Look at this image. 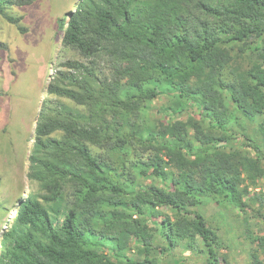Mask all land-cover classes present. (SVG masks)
Returning a JSON list of instances; mask_svg holds the SVG:
<instances>
[{
    "label": "trees",
    "instance_id": "obj_1",
    "mask_svg": "<svg viewBox=\"0 0 264 264\" xmlns=\"http://www.w3.org/2000/svg\"><path fill=\"white\" fill-rule=\"evenodd\" d=\"M35 1L0 0V16L25 32L8 10ZM66 14L61 44L81 60L46 86L36 189L18 200L0 264H158L156 249L198 239L218 264L219 236L193 208L211 198L242 211L262 196L250 193L264 180V0H79ZM162 87L178 90L149 120ZM252 242L264 264V236Z\"/></svg>",
    "mask_w": 264,
    "mask_h": 264
},
{
    "label": "rangeland",
    "instance_id": "obj_2",
    "mask_svg": "<svg viewBox=\"0 0 264 264\" xmlns=\"http://www.w3.org/2000/svg\"><path fill=\"white\" fill-rule=\"evenodd\" d=\"M78 1L36 0L30 5L10 8V14L22 16L20 24L26 27L25 32H20L0 16V42L7 45L6 50L0 49V250L18 200L36 189V184L28 177L29 156L41 102L48 96L46 86L60 62L81 60L77 51L62 46L63 31L58 25L60 19H68L66 13L75 10ZM161 89L165 93L149 103V120L156 118L159 106L173 102L172 95L178 90L177 87ZM188 112L194 118L200 117L194 105ZM187 115L186 112L176 114L182 119ZM145 181L161 184L154 178ZM251 190L250 194L256 191L262 196L242 211L228 204L218 205L211 198L193 208L204 216L219 236L218 264H253L256 242H252V237L264 236V180ZM158 211L172 215L165 206L159 207ZM161 218L156 215L147 224L153 227ZM155 229L158 231L159 228L155 225ZM157 242L163 244L160 237H157ZM130 245L133 247V242ZM128 254L143 258L134 247ZM154 255L158 264H207L205 247L199 239L194 250L180 243L171 252L162 253L156 249Z\"/></svg>",
    "mask_w": 264,
    "mask_h": 264
}]
</instances>
